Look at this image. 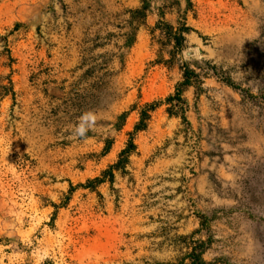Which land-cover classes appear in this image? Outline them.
<instances>
[{"label": "rangeland", "instance_id": "obj_1", "mask_svg": "<svg viewBox=\"0 0 264 264\" xmlns=\"http://www.w3.org/2000/svg\"><path fill=\"white\" fill-rule=\"evenodd\" d=\"M0 264H264V0H0Z\"/></svg>", "mask_w": 264, "mask_h": 264}, {"label": "trees", "instance_id": "obj_2", "mask_svg": "<svg viewBox=\"0 0 264 264\" xmlns=\"http://www.w3.org/2000/svg\"><path fill=\"white\" fill-rule=\"evenodd\" d=\"M186 85H188V82L182 84V87H185ZM182 87L177 91L175 96L170 97L168 99V102L171 104L170 107L171 109H169L170 112L172 111L173 108L178 107L181 103H184L182 99V93H183ZM159 105H160L159 103H152L144 107L143 111L141 112V120L138 123V125H136L134 134L140 131H144L146 129L147 122L150 120L151 117L150 113L155 111L159 107ZM134 134L131 135V139L127 145V148L122 151L118 164L111 167L112 170L111 173L113 172V170L120 169L122 164L126 163L130 155L135 151L136 146L134 145V139H133ZM98 182L102 183L104 181L99 179ZM92 183L93 182H90V184ZM194 257L196 263L200 261L199 256L196 255Z\"/></svg>", "mask_w": 264, "mask_h": 264}, {"label": "clouds", "instance_id": "obj_3", "mask_svg": "<svg viewBox=\"0 0 264 264\" xmlns=\"http://www.w3.org/2000/svg\"><path fill=\"white\" fill-rule=\"evenodd\" d=\"M97 114L94 112H86L78 119L77 123L72 128V135L76 138L83 139L87 133L95 127Z\"/></svg>", "mask_w": 264, "mask_h": 264}]
</instances>
